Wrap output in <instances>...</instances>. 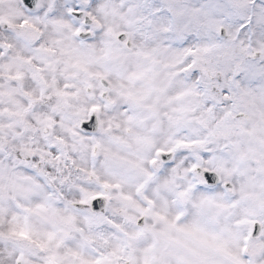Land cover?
<instances>
[{"label": "snow or ice", "instance_id": "1", "mask_svg": "<svg viewBox=\"0 0 264 264\" xmlns=\"http://www.w3.org/2000/svg\"><path fill=\"white\" fill-rule=\"evenodd\" d=\"M0 264H264V0H0Z\"/></svg>", "mask_w": 264, "mask_h": 264}]
</instances>
